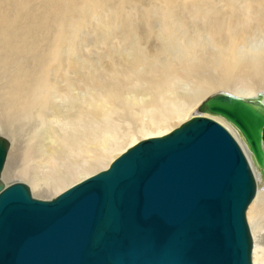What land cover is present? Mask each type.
Returning <instances> with one entry per match:
<instances>
[{
	"label": "bare ground",
	"instance_id": "bare-ground-1",
	"mask_svg": "<svg viewBox=\"0 0 264 264\" xmlns=\"http://www.w3.org/2000/svg\"><path fill=\"white\" fill-rule=\"evenodd\" d=\"M5 2L0 180L27 182L34 198L47 189L57 191L45 199L56 197L194 117L218 122L242 145L234 128L199 106L217 93L264 102V0ZM84 29L94 41L77 49ZM12 152L21 156L14 166ZM246 212L252 264H264V183Z\"/></svg>",
	"mask_w": 264,
	"mask_h": 264
},
{
	"label": "water",
	"instance_id": "water-1",
	"mask_svg": "<svg viewBox=\"0 0 264 264\" xmlns=\"http://www.w3.org/2000/svg\"><path fill=\"white\" fill-rule=\"evenodd\" d=\"M50 200L0 180V264H252L245 213L264 183V102L217 93ZM7 141L0 137V175Z\"/></svg>",
	"mask_w": 264,
	"mask_h": 264
},
{
	"label": "rangeland",
	"instance_id": "rangeland-1",
	"mask_svg": "<svg viewBox=\"0 0 264 264\" xmlns=\"http://www.w3.org/2000/svg\"><path fill=\"white\" fill-rule=\"evenodd\" d=\"M0 1H1V0H0ZM29 1H30V6H31V7H34V8H35V7L37 6V8H39L40 5H41V7H42V6L44 7L43 2H40V0H29ZM31 1H33V3H31ZM34 1H35V2H34ZM112 1L115 2V0H110V1L108 0L107 3L111 4ZM5 3H6V4H2V3H1V5L3 6V8H2V6L0 5V8H1V9H0V12H1V10H2L4 13H9V12L11 13V10H10L11 7H10V5H9L7 2H5ZM33 4H34V5H33ZM6 5H7V6H6ZM8 5H9V6H8ZM6 7H8L9 9L6 8ZM43 7H42V8H43ZM4 8H5V9H4ZM4 10H5V11H4ZM6 10H7V12H6ZM1 13H2V12H1ZM10 13H9V15H11ZM88 15H89V14L87 13L86 16H88ZM89 17H91V16H88V17H87V20H88ZM94 20H95V18L92 17L91 22L94 21ZM89 21H90V20H89ZM89 21H87L88 24H89ZM87 23H86L85 25H87ZM84 30H85V29H84ZM84 30H83V31H84ZM83 31H82V33H81V34H82L81 38H79L78 41L76 42L77 44H79V46L77 47V49H80V48H81L82 50L85 48L84 45H85L86 43H88V42H93V41H94L93 39H94V37H95L92 33H90V32H93V31H90V30H85L84 32H83ZM42 32H43V31H41V32H39V33L36 32L35 35L33 34V35L36 37V39H38V41H40V39H41V40L43 39L42 36L40 35ZM42 34H43V33H42ZM90 35H91V36H90ZM38 37H40V38H38ZM92 38H93V39H92ZM43 41H44V40H43ZM43 41H42V42H43ZM84 43H85V44H84ZM43 44H44V43H43ZM44 45H46V44H44ZM83 47H84V48H83ZM93 50H95V49H93ZM90 56H91V55H90ZM181 123H182V122H178V121L174 122V124H175V125H174V128H177L178 126H180ZM174 128H173V129H174ZM17 157H18V158H17ZM20 157H21V156H20L19 154H17V153L14 154V153L12 152V155H11V157H10V165L14 166L16 160L19 159ZM16 158H17V159H16ZM13 160H14V161H13ZM11 161H12V163H11ZM13 163H14V164H13ZM99 171H100V170H98L97 172H99ZM101 171H102V170H101ZM94 173H95V172H94ZM6 176H7V177H6ZM5 177H6L5 180H7V181H9V182H10L11 180H13V178H12L11 175H9V174H6ZM11 182H13V181H11ZM24 182H25V181H23V183H24ZM25 184H28V183L26 182ZM28 186H29V185H28ZM67 188H68V187H67ZM65 189H66V188H64V190H65ZM47 190L49 191V193L47 192ZM47 190L44 191V192H40V193H38L39 191L35 192L36 195H37V197H36V196H35V197H36V198L39 197L38 199H43V198H44L43 196L51 197L52 194H54V193L57 191V190H55V192H54V190H50V189H47ZM64 190L62 189V191H64ZM50 191H51V192H50ZM52 192H53V193H52ZM35 193H33V194H35ZM48 195H49V196H48ZM50 195H51V196H50ZM44 199H45V198H44ZM47 199H48V198H46L45 200H47ZM246 219H247V212H246ZM257 220H259V221H257ZM256 221H257V222H260V221H261L260 217H259V218L256 217ZM247 222H248V221H247Z\"/></svg>",
	"mask_w": 264,
	"mask_h": 264
}]
</instances>
